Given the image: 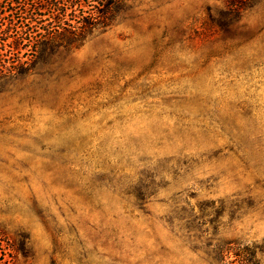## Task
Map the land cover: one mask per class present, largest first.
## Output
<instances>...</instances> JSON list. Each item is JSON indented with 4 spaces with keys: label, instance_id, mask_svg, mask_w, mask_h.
Returning a JSON list of instances; mask_svg holds the SVG:
<instances>
[{
    "label": "rangeland",
    "instance_id": "obj_1",
    "mask_svg": "<svg viewBox=\"0 0 264 264\" xmlns=\"http://www.w3.org/2000/svg\"><path fill=\"white\" fill-rule=\"evenodd\" d=\"M112 16L10 53L0 264H264V0Z\"/></svg>",
    "mask_w": 264,
    "mask_h": 264
},
{
    "label": "trees",
    "instance_id": "obj_2",
    "mask_svg": "<svg viewBox=\"0 0 264 264\" xmlns=\"http://www.w3.org/2000/svg\"><path fill=\"white\" fill-rule=\"evenodd\" d=\"M116 1L0 0V76L11 73L16 65L10 53L19 46L31 45V39L25 42L27 30L36 32L34 47L72 46L94 29L111 24ZM227 2L234 10L241 11L250 8L254 0Z\"/></svg>",
    "mask_w": 264,
    "mask_h": 264
}]
</instances>
